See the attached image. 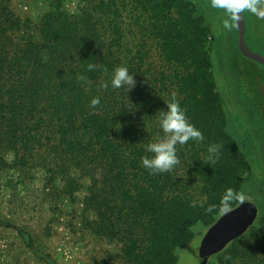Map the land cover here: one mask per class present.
<instances>
[{
  "label": "trees",
  "instance_id": "1",
  "mask_svg": "<svg viewBox=\"0 0 264 264\" xmlns=\"http://www.w3.org/2000/svg\"><path fill=\"white\" fill-rule=\"evenodd\" d=\"M83 2L74 14L52 0L33 26L16 17L10 0H0V171L43 169L51 200L86 193L83 228L115 246L120 264H178L179 251L196 239L193 228L211 227L233 210L236 202L222 196L242 192L254 171L228 131L233 101L214 27L191 0ZM243 13L246 43L264 56L263 19ZM235 51L243 59L236 62L241 87L262 102L264 72L246 62L264 66L243 57L238 40ZM121 66L134 76L131 90L111 86ZM172 93L204 140L177 145L180 163L151 174L141 158L164 135L159 111ZM95 97L100 103L92 107ZM212 144L222 147L209 164ZM58 179L63 188L54 187ZM20 231L39 262L59 264ZM209 264H264V213Z\"/></svg>",
  "mask_w": 264,
  "mask_h": 264
},
{
  "label": "rangeland",
  "instance_id": "2",
  "mask_svg": "<svg viewBox=\"0 0 264 264\" xmlns=\"http://www.w3.org/2000/svg\"><path fill=\"white\" fill-rule=\"evenodd\" d=\"M191 1L197 6L198 13L204 15L214 27L215 53L216 55L218 53L223 61L233 101L232 110L229 112L228 131L242 144L254 169L253 176L249 174L245 176L248 182L242 192L247 198L243 202L237 201L235 208L221 215L211 227L206 228L201 224L195 226L193 231L196 239L187 250L179 251L178 264H195L198 258L206 253L210 256L209 264L224 246H229L249 232L251 227L257 226L264 213V162L263 169H260L258 160L253 157L257 155L264 161V98L261 102L257 96L247 93L246 89L241 87L236 63L240 56L235 51L238 35L233 21H229L233 26L226 29L223 26L227 18L224 11L212 7L211 0ZM62 2L66 11L74 14H79L86 4L83 0ZM50 4L52 0H10V7L16 17L33 26L39 24L45 13L50 10ZM260 27L264 35V19ZM249 45L255 49L251 40ZM255 52L258 53V50ZM246 63L256 72L260 74L264 72L263 67ZM154 64L161 67L157 62ZM45 185L46 172L43 169L26 174L15 169L0 171V217L7 213L11 214L12 221L17 226L30 230L29 233L40 251L50 255L59 264H120L119 251L115 246L104 244L89 233L78 235L76 230L78 226L75 225L76 214L66 215L60 210L62 203L61 206L60 202L54 204L57 201L55 197L52 196V200L49 197V194L54 193L53 186H49L47 190ZM53 185L63 188L64 181L58 179ZM85 195L86 193L80 192L76 199L81 200L82 205ZM50 202L53 205H50ZM61 226L70 227L74 235L71 236L70 232L66 235L65 231L60 229ZM65 237L67 239L62 241ZM2 247L0 246V264H44L39 262L32 252L22 249L17 243L12 250ZM108 257L113 259L109 261Z\"/></svg>",
  "mask_w": 264,
  "mask_h": 264
},
{
  "label": "clouds",
  "instance_id": "3",
  "mask_svg": "<svg viewBox=\"0 0 264 264\" xmlns=\"http://www.w3.org/2000/svg\"><path fill=\"white\" fill-rule=\"evenodd\" d=\"M212 7L222 9L226 15L223 26L230 29L233 25L229 21H239L241 13L247 11L259 19H264V0H211ZM89 65V71L93 69ZM81 79H85L81 77ZM134 76L129 74L125 66L114 69L111 77V86L119 89L129 86V90L134 86ZM103 87L107 88L105 84ZM100 103V98L95 97L91 100V106L95 107ZM159 127L164 135L156 142L149 143L146 146L147 152L152 155L141 158L142 166L149 170L151 174L170 172L180 163L177 156V145H184L189 140L203 141L204 137L188 121L184 109L181 108L176 100V94L172 93L170 102L167 104V110L159 111ZM221 145L212 144L208 147L207 163H215L219 159ZM246 194L233 189L227 190L222 196V200L228 204L237 201L243 202ZM214 206L208 208L209 212L213 211Z\"/></svg>",
  "mask_w": 264,
  "mask_h": 264
},
{
  "label": "crops",
  "instance_id": "4",
  "mask_svg": "<svg viewBox=\"0 0 264 264\" xmlns=\"http://www.w3.org/2000/svg\"><path fill=\"white\" fill-rule=\"evenodd\" d=\"M77 197H78V193L75 195L74 197L75 202L73 203L70 197L63 196L59 199V201L57 200L56 202H54V204L60 202L59 206H61L62 203V208H60V210H63V212L66 215H70L73 213L76 214L75 225L78 226L76 227V230H78V235H84L85 233L88 232H86L83 228V223H82L83 205L81 204V200H76ZM50 205H53V203L50 202ZM79 206H81V208ZM12 220H13V216L8 213L3 215V217L2 216L0 217V246L2 247V245H5L2 248L7 250H12L15 248V244L17 243L19 246L22 247V249H28V247L24 244L20 230L28 234H30L29 233L30 230L28 229L27 231L23 227L17 226ZM60 229L62 231H65L66 235H68L69 232L71 236L74 235V233H71L70 231L71 228L68 226H61ZM66 239L67 238L65 237L62 239V241L63 240L65 241Z\"/></svg>",
  "mask_w": 264,
  "mask_h": 264
},
{
  "label": "water",
  "instance_id": "5",
  "mask_svg": "<svg viewBox=\"0 0 264 264\" xmlns=\"http://www.w3.org/2000/svg\"><path fill=\"white\" fill-rule=\"evenodd\" d=\"M235 24H236V27L238 30V48H239L241 54L243 55V57H245L246 59H248L250 61H253L255 63H258V64L264 66V56H262L261 54H259L257 52H253L246 43V40H245L246 18L244 16V13H241L240 20L235 21ZM227 246L228 245L224 246V249ZM224 249L222 248L219 253H221ZM209 250H211V249L209 248ZM209 259H210V256L206 253V254L202 255L201 257H199L198 261L195 264H208Z\"/></svg>",
  "mask_w": 264,
  "mask_h": 264
}]
</instances>
